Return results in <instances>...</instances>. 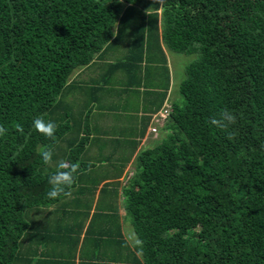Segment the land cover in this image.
Returning a JSON list of instances; mask_svg holds the SVG:
<instances>
[{"label": "trees", "instance_id": "trees-1", "mask_svg": "<svg viewBox=\"0 0 264 264\" xmlns=\"http://www.w3.org/2000/svg\"><path fill=\"white\" fill-rule=\"evenodd\" d=\"M124 33L131 48L112 71L138 70L160 41L198 55L173 131L138 155L125 189L144 264H264V0H0V264L20 258L27 210L61 198L46 197L56 169L36 147L82 163L87 139L61 114L73 71ZM225 108L237 116L233 139L209 123ZM37 117L58 125L55 140L34 129Z\"/></svg>", "mask_w": 264, "mask_h": 264}, {"label": "crops", "instance_id": "crops-1", "mask_svg": "<svg viewBox=\"0 0 264 264\" xmlns=\"http://www.w3.org/2000/svg\"><path fill=\"white\" fill-rule=\"evenodd\" d=\"M130 39L129 33V44L124 47L122 59L129 54ZM111 46L113 49L108 55H98L93 63L81 67L91 80L99 73L98 64H103L100 71L105 73L91 90L92 106L86 108V115L81 113L72 119L78 127L76 133L73 131L75 136L86 137L87 142L82 163H78L79 172L70 189L71 195L27 210L29 226L20 246V258L14 264H144L142 253L136 248L138 239L129 225L125 189L133 183L138 172V155L157 146L173 131L170 114L174 104L182 99L169 61L170 56L174 57V51L160 41L159 48L149 52L145 48L144 62L138 70L130 72L124 68L121 74L126 79L118 94L127 96V89L129 97L138 93V118L128 126L113 120V114H123L108 96L114 86L111 79L116 81L119 70L112 71L110 65L121 55ZM153 55L158 63L150 66L148 58ZM107 75L110 82L106 81ZM82 76L71 77L69 81L73 83L79 79L80 83L90 86V79ZM130 91H133L132 95ZM168 107L171 112L163 125L160 114ZM155 115L158 122L153 119ZM154 127L156 131H153ZM152 131L164 134L154 147H146ZM72 137L69 132L68 139ZM61 159L66 160V156L65 159H53V162ZM54 164L47 166L55 169Z\"/></svg>", "mask_w": 264, "mask_h": 264}, {"label": "rangeland", "instance_id": "rangeland-1", "mask_svg": "<svg viewBox=\"0 0 264 264\" xmlns=\"http://www.w3.org/2000/svg\"><path fill=\"white\" fill-rule=\"evenodd\" d=\"M130 22H128V26L125 28V33L126 31H130L131 30V25ZM125 33L123 34V36L119 39H117L114 43V50H116V54H121L119 57L115 58L114 61H112V63L118 61V60H124L122 59L123 57V52H124V47L127 46V44H129V42H127L128 40V35L125 36ZM173 56H170L169 61L172 67V71L174 73V77L175 80H177L178 84H179V95H180V100H184V97L180 94V82H182L185 78H186V66L187 64H189L190 62L194 61L196 58H198V55L196 53H191V54H184V53H177V52H173ZM103 64H98L97 68L99 70V73L97 72V76H95V79L91 80L90 76L88 75V72L84 73L86 70L82 71L83 68H76L71 77H83L82 75L84 74V78L91 81V85L87 86L85 83H80L79 79L76 80L71 88L69 87L68 89H70V91H68L67 93L64 92V97H68V99H65V106L66 108L63 109L62 111V115L64 114H69L71 116H73L72 119L78 118V115H82L85 116L86 115V108H89V106H92L91 103V99H90V95H91V90L93 89V86L97 83L100 82V79L102 77H104V73L105 71L103 70V73L101 74L100 69L102 67ZM80 72V73H79ZM122 72H124V69H119L117 71V75H116V81L114 82V78L111 79V82L114 83L113 89H110L108 91V96H111V99L109 101H111L113 103V105L116 107V109L119 112H122L121 114L123 115H116L114 116V114L111 116L113 118V120H117L118 122L122 123L124 126H128V125H133L135 123V119L138 118V113L136 111V108H138L140 106V101H139V97H138V93H136L135 95L129 97V92L128 89L126 91L127 96L125 94V96H119L118 92L121 91V85L123 83H125V79L126 77L121 75ZM79 73V74H78ZM78 75V76H77ZM86 75V76H85ZM110 75V74H109ZM70 77V78H71ZM110 78V76L106 77V81L110 82L108 79ZM102 80V79H101ZM82 87V89H81ZM178 87V86H177ZM133 94V91H130V95ZM101 95V94H100ZM170 107V106H169ZM168 107L167 112H164V114L166 115V118H163V115L160 114V117L163 119L162 124L165 125L166 120L168 119V116L171 112L170 108ZM128 110L126 112H123L124 110ZM65 117V116H64ZM73 121V120H72ZM159 130V129H158ZM73 131V130H72ZM153 132V131H152ZM74 133V132H73ZM124 133H127L126 131ZM161 132H153L152 136H149L147 138V142L148 145L146 147H154V145H156L159 142V139L161 138V136H163V134ZM75 134V133H74ZM128 134V133H127ZM67 140H65V142L61 145L62 148L66 147L67 144ZM57 152V151H56ZM57 161V160H56ZM54 161V163L56 162ZM47 170H52L49 169V167L47 166ZM129 225L130 228L133 229V226L131 224V222L129 221Z\"/></svg>", "mask_w": 264, "mask_h": 264}, {"label": "clouds", "instance_id": "clouds-1", "mask_svg": "<svg viewBox=\"0 0 264 264\" xmlns=\"http://www.w3.org/2000/svg\"><path fill=\"white\" fill-rule=\"evenodd\" d=\"M160 2L162 3V0H160ZM209 123L214 127L226 131L229 139L234 138L235 133L231 129L237 123V116L227 108L222 109L219 113L210 118ZM33 127L45 138L55 140L58 125L54 121L37 117L33 120ZM15 128L18 132L23 133V126L21 124L16 123ZM8 131V128L5 127L3 123H0V138H5ZM36 153L44 165L53 166L54 151L51 146L38 145L36 147ZM54 167L56 170L48 177L49 189L46 192V197L50 200L71 195L70 189L80 169L78 163H72L63 159L56 161Z\"/></svg>", "mask_w": 264, "mask_h": 264}, {"label": "built area", "instance_id": "built-area-1", "mask_svg": "<svg viewBox=\"0 0 264 264\" xmlns=\"http://www.w3.org/2000/svg\"><path fill=\"white\" fill-rule=\"evenodd\" d=\"M164 111L167 112V109L165 108ZM162 115H163V118H166V115H165L164 113H162ZM153 119H154L156 122H158V116H157V115H155V116L153 117ZM156 130H157V128L154 127V128H153V131H156Z\"/></svg>", "mask_w": 264, "mask_h": 264}]
</instances>
